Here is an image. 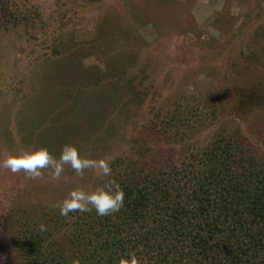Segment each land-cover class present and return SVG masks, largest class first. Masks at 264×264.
<instances>
[{"label": "rangeland", "instance_id": "1", "mask_svg": "<svg viewBox=\"0 0 264 264\" xmlns=\"http://www.w3.org/2000/svg\"><path fill=\"white\" fill-rule=\"evenodd\" d=\"M122 74L113 94L108 77ZM173 114L178 124L166 126ZM149 125L157 160L223 130L264 157V0H0V160L30 145L59 159L71 144L109 160L113 177L117 158H149L131 148ZM51 173L0 168V264H24L19 231L29 224L45 225L67 256L76 250L57 205L108 177L70 165L59 180Z\"/></svg>", "mask_w": 264, "mask_h": 264}, {"label": "trees", "instance_id": "2", "mask_svg": "<svg viewBox=\"0 0 264 264\" xmlns=\"http://www.w3.org/2000/svg\"><path fill=\"white\" fill-rule=\"evenodd\" d=\"M123 78L108 77L113 94ZM128 82L129 100L139 101ZM179 120L164 117L166 126ZM156 131L149 125L131 140L133 150L150 154L144 164L122 167L118 158L111 164L113 177L105 182L122 186L121 210L69 214L62 228L76 248L71 256L47 228L25 225L19 231L24 264H264V157L223 130L180 147L177 159L157 160L145 141Z\"/></svg>", "mask_w": 264, "mask_h": 264}, {"label": "clouds", "instance_id": "3", "mask_svg": "<svg viewBox=\"0 0 264 264\" xmlns=\"http://www.w3.org/2000/svg\"><path fill=\"white\" fill-rule=\"evenodd\" d=\"M64 165H70L80 177L84 176L86 169H93L103 177L112 175L109 160L84 157L78 148L71 144L63 146L59 159L55 158L46 147L30 145L10 152L0 160V168L9 169L13 174L23 171L30 179L43 178L44 170L50 168L52 180H59L64 172ZM124 200L125 192L122 186L115 179H109L90 191L82 188L70 190L57 207L60 215L64 217H68L70 213L91 212L93 209L98 216L105 217L119 212L124 206ZM40 230L46 231V226L41 224Z\"/></svg>", "mask_w": 264, "mask_h": 264}]
</instances>
